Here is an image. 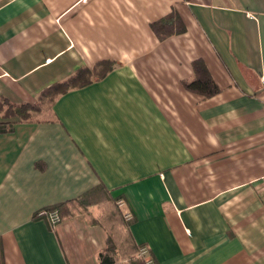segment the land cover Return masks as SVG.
<instances>
[{"label":"crops","instance_id":"crops-1","mask_svg":"<svg viewBox=\"0 0 264 264\" xmlns=\"http://www.w3.org/2000/svg\"><path fill=\"white\" fill-rule=\"evenodd\" d=\"M171 12L186 30L160 39ZM198 60L215 95L185 84ZM7 122L0 264H146L142 245L155 264H264V0H0Z\"/></svg>","mask_w":264,"mask_h":264},{"label":"trees","instance_id":"trees-1","mask_svg":"<svg viewBox=\"0 0 264 264\" xmlns=\"http://www.w3.org/2000/svg\"><path fill=\"white\" fill-rule=\"evenodd\" d=\"M151 27L154 32L158 35L160 39H165L175 33H181L186 30L185 24L181 20V17L176 12H171L165 17L158 19L151 23ZM195 71H197L198 76L189 83H185L187 88L191 91L198 92L203 96H211L215 95L219 92L220 88L215 83V80L209 74L207 68L205 67L203 61L198 60L194 63ZM112 62L103 61L98 64V67H95L94 70H90L89 68H82L76 74L71 76L70 78L53 83L48 89L44 91L42 94L43 100L48 97L51 100L55 98V96L66 92L69 88L85 85L90 83L93 76H104L107 74V71L111 69ZM7 104V109L5 111V117H14L17 116L20 119H29L32 116V111L39 110L41 103H37L35 105L30 104H21V105H13L9 103ZM3 110V105H1ZM12 123H0V133L8 132L12 129ZM56 207V206H54ZM57 208V207H56ZM146 263V262H145Z\"/></svg>","mask_w":264,"mask_h":264},{"label":"built area","instance_id":"built-area-1","mask_svg":"<svg viewBox=\"0 0 264 264\" xmlns=\"http://www.w3.org/2000/svg\"><path fill=\"white\" fill-rule=\"evenodd\" d=\"M119 207H124L126 205L124 199H119L116 202ZM37 218L45 219L52 229H56V227L61 222V214L56 207H45L39 209L35 215ZM125 219L131 220L133 218V214L130 211L125 212L123 215ZM139 256L143 257L146 264H155L154 258L150 255L149 247L147 245H142L139 249Z\"/></svg>","mask_w":264,"mask_h":264},{"label":"rangeland","instance_id":"rangeland-1","mask_svg":"<svg viewBox=\"0 0 264 264\" xmlns=\"http://www.w3.org/2000/svg\"><path fill=\"white\" fill-rule=\"evenodd\" d=\"M45 101H47L48 104L50 103V99L48 97H46Z\"/></svg>","mask_w":264,"mask_h":264}]
</instances>
